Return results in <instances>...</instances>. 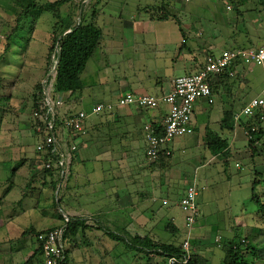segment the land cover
Wrapping results in <instances>:
<instances>
[{
  "label": "rangeland",
  "instance_id": "1",
  "mask_svg": "<svg viewBox=\"0 0 264 264\" xmlns=\"http://www.w3.org/2000/svg\"><path fill=\"white\" fill-rule=\"evenodd\" d=\"M21 1L24 4L31 2ZM53 1L55 0H35L36 4ZM253 1L256 0L249 1L246 7H251ZM159 4L161 0H71L61 7V13L71 24L79 22L82 9L88 13L87 18L93 8L106 14L96 18L97 25L104 33V40L101 47L95 49L86 67L98 69L95 72L99 79L107 82V86L113 87L132 79L135 73L145 75L143 69H155L153 65L155 49H144L147 57L144 60L142 58L141 62L138 61L142 50H138L137 46H144V43L138 42L137 37L132 38L128 26L126 29L123 23L131 21L133 14L137 12L144 16L145 6L156 5L159 9ZM14 8H17V5L13 0H5L0 4V241L2 242L6 236L12 239L7 245L0 244V249L6 247L9 250V253L0 259V262L4 260L5 264H12L11 259L15 258V252L29 250L31 243L28 236H20L23 231L46 230L61 225L63 217L65 219L64 203L58 200L59 179L53 188L51 178L41 172L43 168L36 165L31 167L30 159L20 161L23 156L34 158L37 155L35 146L40 135L35 134V127L41 120L34 115L32 93L37 84H41L42 90L45 88L48 90L52 85L47 86L44 81L50 73H54L52 67L56 60L53 56L49 59L47 56L51 34L53 30L55 33L59 32L57 28L59 19L46 10L42 11L36 20L28 17L5 51L7 36L15 24ZM188 8L190 7L187 3L176 0L168 11L175 13L182 25H185L186 22L192 21L190 16L187 19V15H190ZM194 25L195 23L193 27ZM143 61H146L145 66H140ZM190 62L193 71L203 63V54L200 50H195ZM181 73L183 72H177ZM100 88L98 84L95 92ZM53 96L54 101L58 97L62 98L63 104L57 109L61 116L88 107L80 103L77 94L55 92ZM218 106V100L213 105L204 102L200 104L196 109L194 133L177 137L170 143L174 149L170 165L167 159L154 163L146 160L152 168H158L163 190L162 198H153L143 210L142 215L146 222L144 232L157 242L171 240L179 242L180 235L174 236L177 233L175 234L171 225L168 227V224L176 225L167 216L175 215L178 218L177 224L182 225L184 214L178 206V197L182 192L172 186L175 181L169 185L166 174L171 168L183 170L186 174L179 184L195 185L198 216L191 229L187 230L184 226L175 228L181 233V238L185 234L189 236L190 252L204 258L203 260L201 258V264H224L225 250L222 245L231 238L237 241L243 239L242 248L250 244L258 250L260 257L255 260V264H264V218L251 200L252 180L255 177L260 179V176H255V171L262 174L260 180L264 179V139L255 143L256 150L252 152L248 145L249 137L245 133V138L239 136L228 154L212 155L203 138L206 132L204 119L209 109ZM211 129L219 132L222 138L231 140V132L227 130L221 132L218 126L213 125ZM71 134L70 132L66 137ZM140 157L143 160L146 158L143 149L140 151ZM21 163L24 169H20L18 174L12 176V169ZM256 191L264 201V182L257 186ZM158 195L160 197L159 193ZM113 215L115 218H123L121 212ZM139 217L142 218L141 215ZM88 220L95 224L92 219ZM93 224L90 225V230L95 227ZM97 227L112 230L106 223H99ZM112 228L119 234L124 232L113 226ZM132 228L135 229L136 226L133 225ZM106 243L109 245L113 243L112 251L106 254L104 250L102 252H99V249L95 250L96 247L101 248L100 245L106 247ZM64 245L65 249H69V264H97V261L98 264H144L146 261L142 254L127 250L122 242L116 243L109 237L99 241L91 236L88 230L84 239L76 237L73 245L71 243ZM248 261H251L250 258ZM153 262L166 264L160 258H154Z\"/></svg>",
  "mask_w": 264,
  "mask_h": 264
},
{
  "label": "crops",
  "instance_id": "2",
  "mask_svg": "<svg viewBox=\"0 0 264 264\" xmlns=\"http://www.w3.org/2000/svg\"><path fill=\"white\" fill-rule=\"evenodd\" d=\"M175 1L161 0L170 7ZM178 1L187 3L190 7L188 8L190 15H187V19L190 16L192 21L186 22L185 25H182L180 19L179 26L173 19L155 20L150 19L147 13L141 16L138 12L133 14L132 18L130 17L131 21H124L123 23L126 29L128 26L132 38L137 37L138 42L143 41L144 43V46H137L138 50H142L139 53L140 59L138 61L147 57L144 49H155L153 56L155 69H143L145 75L135 73L132 79L125 80V83L119 86L111 87V85H106L107 82L99 79L95 72L98 69H87L85 66L81 75L84 88L79 94L78 100L88 107L82 109L89 111L90 107L97 103L112 102L115 104L116 99L125 91L148 93L156 96L166 93L170 90L175 77L198 70L193 71L190 62L195 50L201 51L204 60L206 56L218 54L223 50L256 48L264 43V6L256 1L252 2L251 7H246L248 2L252 0H244L236 10L231 3H225L223 0ZM101 15L106 14L99 11L97 17ZM180 29L187 37L185 51L180 49L183 42ZM149 45L151 47H148ZM151 55L150 52L149 56ZM145 62L143 61L140 66H145ZM231 70L233 74L230 76L225 75L216 80L212 79L213 82H216V88L212 92L213 102L210 105L218 100L219 106L207 111L204 119L206 128H211L212 125L220 128V120L224 111H232L237 114L251 98L264 96V62L252 65L236 63ZM180 71L183 73L177 74ZM98 84L101 88L95 92V87ZM202 102L208 104L204 99L195 102L194 130L189 134H193L196 129V109ZM166 109L167 107L162 105L157 111L149 113L134 105H114L112 110L92 114L86 119L84 124L86 134L84 136L73 134L71 137V143L76 145V150L68 172L62 181H59L58 198L64 203L63 214L65 217H81L86 219L89 225L93 223L88 219L95 222L96 225H93L96 228L88 230V233L95 239L99 241L108 239L106 230L97 227L99 223L110 225L109 228L112 230L109 231L112 232H114L113 226L118 230L124 229L131 235L143 236L146 234L144 232L146 222L142 215L143 210L153 198H162L163 189L158 168H152L146 158L143 160L140 157L141 149L145 154L142 129L145 123L162 121ZM241 117H243L242 120L245 119L244 116ZM220 131L222 132V130ZM231 133V140L228 141L230 148L233 147L238 138H245V131L242 130L239 121L234 122V129ZM170 143L166 152H170L171 157H173L174 149ZM22 158H20L21 162L30 159L31 167H35V165L37 167V155L34 158L27 156ZM22 168L24 169L21 163L20 166L15 167L11 175L18 174ZM185 174L183 170L171 168L166 174L167 182L172 185V182L175 181L172 186L175 190L183 192L185 185L179 184V181L183 179ZM173 178H178V180ZM49 186L51 187V185ZM158 193L160 197H158ZM125 210L134 211L126 212ZM117 212L122 213V219L115 218L113 214ZM140 215L142 218L139 217ZM167 217L171 218L172 223L177 227L181 226L182 228L184 226V218L182 225L179 226L177 224L178 218L175 215H168ZM115 221L117 224L114 223ZM133 225L136 226L135 229L132 228ZM115 233L117 232L115 231ZM20 236H28L31 246L27 250L28 252H22L18 249L19 251L14 253L16 256L14 259L12 257L11 263L20 264L31 257L29 264H41L42 256L37 250L34 233L30 235L20 234ZM10 240L12 239L6 236L2 242L0 241V244L7 245ZM106 244V247L99 244L101 248L96 247L95 250L99 249V252L104 250V253L107 254L113 250L114 245L113 243ZM6 253H9V250L2 247L0 259ZM4 262L2 260L0 264H5Z\"/></svg>",
  "mask_w": 264,
  "mask_h": 264
},
{
  "label": "trees",
  "instance_id": "3",
  "mask_svg": "<svg viewBox=\"0 0 264 264\" xmlns=\"http://www.w3.org/2000/svg\"><path fill=\"white\" fill-rule=\"evenodd\" d=\"M17 8H14L13 14L15 16V24L12 30L9 32L7 36V45L5 46V51L8 50L10 44L14 36L17 32L21 29L22 24L25 22V19L31 17L33 20H36L38 15L46 10L53 14L55 18H58V31L53 30L51 34V44L48 48V56L49 59L51 56L56 60L55 64V78H54V91L60 94H64L70 92V94H77L79 95L84 86L82 83L81 75L85 69L86 63L89 58L94 53L95 49L99 46L101 41L103 40V31L96 23V18L98 16L99 10L93 8L87 18V12L82 9L80 20L77 24H71L67 18L62 15L61 7L71 1V0H55L53 2H46L44 4H36L35 0H31L30 3L24 4L21 0H13ZM225 3H231L235 10L238 8L240 4L244 2V0H223ZM5 0H0V4H3ZM256 2L262 6H264V0H256ZM160 8H156V5H148L145 6L144 12L147 13L150 19L155 20H167L173 19L175 20L180 26V20L175 13H171L168 10L170 6L161 2ZM155 13V14H153ZM32 30V29H31ZM181 30L183 36V42L181 44V50H183L186 46V35ZM55 33V34H54ZM52 54V55H51ZM53 59V60H54ZM204 63V60H203ZM203 63L198 66L199 69L202 67ZM230 76L228 70L223 71L220 74L214 75L209 81L212 88V92L216 88V82H213L212 79H219L223 76ZM33 97V110L38 111L41 100L43 98V90L41 84H37L35 87V91L32 93ZM234 113L232 111H224L222 118L220 120V129L227 130L232 132L234 129ZM245 119L242 120L243 117H240V125L242 126L243 130L245 131L246 135H248V145L251 148L252 152H255V143L260 140L264 139V120L260 118L259 114H256L251 117L244 116ZM163 121L158 123L153 122L152 125L155 128L157 133H162ZM194 130V127H193ZM204 139L206 141L207 149L212 153V155H226L230 149L228 140L226 138H222L219 135V132L214 131L213 129L207 127L205 129ZM36 134V133H35ZM170 143V142H169ZM167 143L165 146L160 147L157 155V159L154 162H159L160 160L167 159L171 164L172 157L171 153H167L168 145ZM37 166L43 168L41 171L44 176H48L51 178V184H53V188L55 187L56 182L59 179V171L54 166L49 169L44 167V163L46 161H51V164L54 163V157L49 153L39 154L37 153ZM151 162V163H154ZM71 166V165H70ZM38 167V168H39ZM15 168L12 169L14 171ZM40 170V168L38 169ZM260 176L262 178V174L258 171H255V176ZM255 177L251 183V200L255 204L257 211L263 216L264 218V201L258 195L256 189L257 186L260 185L263 180ZM187 186V185H186ZM186 186L184 187L183 191L185 190ZM183 192L181 193L180 197H178V206L179 200L182 196ZM59 200V199H58ZM197 204V202H196ZM182 211V210H181ZM184 214V213H183ZM185 218V214H184ZM185 220V219H184ZM86 219L81 217H69L66 221L63 217V223L57 227L64 226L63 231V242L67 244H74L76 237H81L84 239L86 231L91 228L89 224H87ZM173 228L177 236H179V242L175 241H166V242H157L153 240L151 236L145 234L143 236H139L137 234L131 235L126 230L122 229L123 234H118L109 230H106L107 236L110 239L116 241V243L122 242L126 249L129 251H135L138 254H142L146 261L144 264H154V258H160L161 260L165 261L166 264L168 258L175 257L177 259H181L186 256L185 251L182 248V243L187 240L189 242V236L185 234L184 237L181 238V233H179L178 229L175 228L172 224H168V227ZM117 227V226H116ZM185 227V222H184ZM48 228L49 229H53ZM39 231H23L21 235H30L31 233L37 234ZM181 238V239H180ZM35 239V238H34ZM242 240H235L231 238L227 240L222 245V248L225 250V254L223 257L224 264H255V260L260 257L258 250L255 246L248 244L246 247H241ZM87 242V241H86ZM190 247V243H189ZM37 250L39 251L38 247ZM68 249H65V257L60 264H68ZM41 253V252H40ZM249 255V257H248ZM201 258L197 253H189V258L185 264H201ZM250 258V262L248 261ZM31 261V257L27 258L24 262L20 264H29ZM42 263V261H41Z\"/></svg>",
  "mask_w": 264,
  "mask_h": 264
},
{
  "label": "built area",
  "instance_id": "4",
  "mask_svg": "<svg viewBox=\"0 0 264 264\" xmlns=\"http://www.w3.org/2000/svg\"><path fill=\"white\" fill-rule=\"evenodd\" d=\"M230 8V6H227ZM264 62V43L256 48H235L223 50L218 54L208 55L204 59L202 67L197 71L179 75L172 81L171 88L166 93L156 96L146 93H135L125 91L117 99L115 104L112 102L97 103L90 107L89 111L79 109L69 114L61 116L57 109L63 104L62 98L53 100L55 64L52 72L44 81L47 86L43 90V98L39 110L34 112L41 120L35 127V133L40 135L39 141L35 146L39 154L49 153L54 157V163L46 161L44 167L49 169L51 166L59 171V181L61 182L68 172L73 161L76 145L69 140L73 134L76 136L85 134V121L92 114H99L102 111L112 110L116 106L134 105L144 111H157L162 105L167 107L163 117V131L157 133L152 123L143 125V135L145 143V157L149 162L157 159L160 147L172 142L175 138L189 134L193 131L194 105L199 99H204L208 104L213 102L212 88L210 79L217 74L228 70L233 74L232 66L236 63L244 65L261 64ZM53 77V78H52ZM52 78V80H51ZM50 80V81H49ZM52 81V82H51ZM46 87V85H45ZM256 114L264 120V96L251 98L242 110L234 115L235 121H239L241 116L251 117ZM72 133L71 136L66 137ZM59 182V184H60ZM197 189L193 184H187L179 200V207L185 214V227L191 229L198 216L196 204ZM67 221L68 218L65 217ZM64 226L55 227L49 230L39 231L35 234V242L42 256L41 264H60L65 257V245L63 242ZM182 248L186 256L177 259L170 257L168 264H185L189 258V242L185 240Z\"/></svg>",
  "mask_w": 264,
  "mask_h": 264
}]
</instances>
